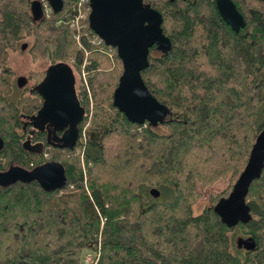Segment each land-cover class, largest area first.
I'll return each instance as SVG.
<instances>
[{"label": "trees", "instance_id": "obj_1", "mask_svg": "<svg viewBox=\"0 0 264 264\" xmlns=\"http://www.w3.org/2000/svg\"><path fill=\"white\" fill-rule=\"evenodd\" d=\"M35 1L0 0V80L7 85L0 89V171L14 167L12 162L27 170L58 162L67 183L53 192L36 181L0 186V264H82L81 252L89 249L101 254L97 264H264V171L247 198V223L227 227L215 211L264 131V1L258 6L232 0L247 23L237 34L215 0H144L162 14L171 45L151 49L142 74L166 109L158 123H131L115 107L123 63L117 49L89 29V40L82 42L90 52L95 112L82 144L90 109L81 87L77 95L85 118L74 147L53 143L47 130L36 131L42 100L26 111L23 97L15 103L8 99L11 88L6 93L12 71L5 46L30 35L35 49L53 56L55 64L68 53V25L82 0H63V9L52 10L50 20L36 19ZM73 56L81 67L84 52ZM28 138L42 148L27 150ZM81 146L86 170L60 161V153L73 154ZM48 152L51 160H45ZM220 167L229 178V195L195 215L198 183ZM152 187L170 196L155 200L146 190ZM100 215L106 220L102 233ZM249 237L257 243L254 251L243 245Z\"/></svg>", "mask_w": 264, "mask_h": 264}, {"label": "water", "instance_id": "obj_2", "mask_svg": "<svg viewBox=\"0 0 264 264\" xmlns=\"http://www.w3.org/2000/svg\"><path fill=\"white\" fill-rule=\"evenodd\" d=\"M51 9L58 13L64 7L63 0H46ZM264 1V0H263ZM216 8L223 21L231 30L239 34L246 28V20L232 0H215ZM90 29L103 42L117 49L123 63V75L114 93V105L127 120L134 124L158 123L165 108L151 94L142 77L150 66L151 49L155 46L169 50V39L164 33L163 16L157 10L145 5L144 0H91ZM32 12L36 19L44 17L42 5L33 2ZM27 44L22 45V51ZM23 87L26 79H19ZM44 99V104L35 117L36 130L65 132L63 147H74L79 139V126L85 118V110L76 91V77L72 67L66 63L51 66L46 77L36 88ZM24 147L36 151L40 145H31L28 138ZM4 141L0 138V152ZM264 171V131L258 136L245 170L236 181L232 192L222 199L215 208L216 213L227 227H236L247 223L250 209L247 203L253 183L260 179ZM36 181L48 192L60 190L66 186L65 167L58 162H48L33 170L14 166L6 172L0 171V186L6 188L18 182ZM153 198L159 199L161 192L157 188L150 190ZM247 251H254L257 243L253 237L244 240Z\"/></svg>", "mask_w": 264, "mask_h": 264}, {"label": "rangeland", "instance_id": "obj_3", "mask_svg": "<svg viewBox=\"0 0 264 264\" xmlns=\"http://www.w3.org/2000/svg\"><path fill=\"white\" fill-rule=\"evenodd\" d=\"M247 4H258L259 6V0H244ZM40 5H42V9L44 12L45 20H50L52 18L51 13L53 12L51 9V6L47 3L46 0H39ZM91 9L88 6L82 7L79 11L78 17L75 19L73 24L75 26H72L71 24H67L68 28H71V34L72 37L68 43V53L64 57V59L60 62L66 63L70 65L74 71V75L76 77V88L79 91L82 87L84 92L86 93V106H88L89 110V116L88 120H86V125L82 131L83 137L81 138L82 144L86 142L87 140V134L89 130L92 129V122L94 118V112H95V100L92 94V88L89 82L88 78V71H87V65L90 63L89 55L90 52L87 51L84 47V44L82 42V39L89 40L88 39V31L90 29L89 27V16H90ZM44 18V17H43ZM59 21L57 22V26L59 25ZM62 25V24H61ZM84 37V38H83ZM27 44V48L22 51V45ZM5 48H8V55L7 60L8 64L10 66V69L12 73L10 76H6L8 80V87H6V93L8 94V88H11L10 95L8 96V99L11 102H19L20 98L23 97V103L24 107L27 111L30 107V103H38L35 102L38 99L33 96V94L29 93V91H25L24 95L17 89V79L20 77H25L29 81V86H34L35 84L42 83V78L45 74V72L53 66L55 63V59L53 56H44L42 54V48L39 50L35 49V39L32 38V36L28 35V37L21 39V41L15 43L12 42V44H9L8 46H5ZM82 50L85 54V59L81 67H76V59L73 56V51H80ZM1 72V69H0ZM6 83L0 80V89L5 88ZM41 97V96H40ZM19 99V100H18ZM42 147H38L35 150H40ZM84 147L81 146L80 149L75 151L73 154L68 153H60L61 156V162L70 164H78L81 166L83 170H86L85 161L83 159V150ZM65 152V151H64ZM45 160L49 159L51 160V157L53 156V153H46ZM81 155V156H80ZM5 165H7L10 162L4 161ZM11 165L18 166L16 162H12ZM86 172V171H85ZM225 173V167H220L217 170L211 171L210 175L208 176V180L199 182L198 184V192L201 194L196 199L197 200L194 203L193 211L195 215L201 214L206 207L212 206L213 203L216 201V199H220L224 196L229 195L227 193L229 188V178L226 176ZM87 187V184H86ZM234 187V186H233ZM72 188V187H71ZM156 188H146V190L150 191L151 189ZM158 189V188H157ZM233 189V188H232ZM162 191V189H159ZM88 191V188H87ZM232 192V191H231ZM170 195L168 194H161V197L159 199H166ZM152 197V196H151ZM153 198V197H152ZM154 199V198H153ZM158 200V199H155ZM100 220L102 221V226L100 229V232H103V229L105 227V218L103 215H100ZM239 236V235H238ZM14 247V246H13ZM7 250L4 251L3 254H6ZM100 253H95L91 249L89 250H83L81 252V263L82 264H97L100 260Z\"/></svg>", "mask_w": 264, "mask_h": 264}, {"label": "flooded vegetation", "instance_id": "obj_4", "mask_svg": "<svg viewBox=\"0 0 264 264\" xmlns=\"http://www.w3.org/2000/svg\"><path fill=\"white\" fill-rule=\"evenodd\" d=\"M47 72V71H46ZM46 72H45V74H44V76H43V78L41 79L42 81L45 79V77H46ZM21 78V77H20ZM19 78V79H20ZM25 78V77H24ZM19 79H17V89H18V91H20L21 93H22V95H24V92L25 91H29V93H31V94H33V96H35V98H37L39 101H41L42 100V102H43V104H44V99H43V97L39 94V93H37L36 91H35V88L39 85V82H38V84H35L34 86H29V81H28V79H26V83H25V85L23 86V87H20L19 86ZM76 91H77V88H76ZM41 96V97H40ZM43 104H42V106H43ZM42 106H41V108H42ZM33 121V119L32 118H27L26 119V122L28 123H30V122H32ZM33 123V122H32ZM37 131V130H36ZM37 133V132H36ZM64 133L65 132H55L54 131V129L51 131V133H50V139H51V141L53 142V143H55V144H59V145H63L62 143H63V135H64ZM80 137V136H79ZM79 140V139H78ZM35 149H37V148H35Z\"/></svg>", "mask_w": 264, "mask_h": 264}, {"label": "built area", "instance_id": "obj_5", "mask_svg": "<svg viewBox=\"0 0 264 264\" xmlns=\"http://www.w3.org/2000/svg\"><path fill=\"white\" fill-rule=\"evenodd\" d=\"M90 1L91 0H82L81 3L79 4V8L81 10L82 7H85V6H88L90 7ZM72 26H75V24H72ZM89 27H90V23H89ZM91 30V29H90ZM92 31V30H91ZM93 32V31H92ZM94 33V32H93ZM95 34V33H94ZM95 37L97 38V40H100L103 42L102 39H100L96 34H95ZM94 43V42H93Z\"/></svg>", "mask_w": 264, "mask_h": 264}]
</instances>
